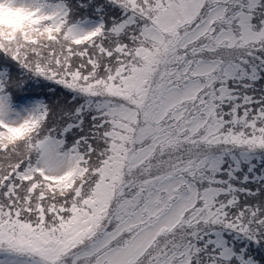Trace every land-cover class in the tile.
<instances>
[{"label":"snow or ice","instance_id":"obj_1","mask_svg":"<svg viewBox=\"0 0 264 264\" xmlns=\"http://www.w3.org/2000/svg\"><path fill=\"white\" fill-rule=\"evenodd\" d=\"M0 264H264V0H0Z\"/></svg>","mask_w":264,"mask_h":264}]
</instances>
